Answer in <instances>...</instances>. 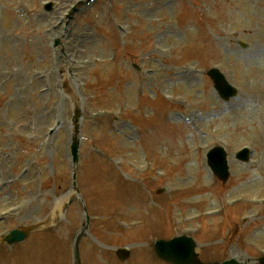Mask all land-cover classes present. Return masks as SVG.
I'll use <instances>...</instances> for the list:
<instances>
[{
    "label": "rangeland",
    "instance_id": "obj_1",
    "mask_svg": "<svg viewBox=\"0 0 264 264\" xmlns=\"http://www.w3.org/2000/svg\"><path fill=\"white\" fill-rule=\"evenodd\" d=\"M86 2L0 0V236L41 226L26 243L0 247V264H73L79 239L82 264H130L117 248L135 255V243L181 234L202 262L259 258L264 0ZM211 67L236 98L217 97ZM213 146L228 155L224 185L205 164ZM243 147L247 163L234 158ZM130 193L154 213L135 238L115 232L116 217L137 221L130 203L119 208ZM143 254L138 264H151Z\"/></svg>",
    "mask_w": 264,
    "mask_h": 264
},
{
    "label": "water",
    "instance_id": "obj_2",
    "mask_svg": "<svg viewBox=\"0 0 264 264\" xmlns=\"http://www.w3.org/2000/svg\"><path fill=\"white\" fill-rule=\"evenodd\" d=\"M208 75L212 78L216 90L218 91V93L223 99L227 100L236 94V91L227 84L224 77L217 70H210L208 72ZM77 145H78V142L74 138L73 144H72V154L74 157H76ZM238 158L243 161H246L247 152L239 154ZM209 165L212 167V170L220 179H222L223 181L226 180L228 176V167L226 165L225 154L223 153L222 149H214L212 151L211 157L209 159ZM23 237L24 235L18 234V232L13 231L6 238V240L9 243H11L13 241L22 239ZM188 245H189L188 239L179 238V239L174 240V242L156 243V250L162 257L170 261H179L176 255L183 254L186 251H190L191 256L192 257L194 256L192 254V251L188 248ZM261 262L264 263V259H262ZM230 263L237 264L235 261H231Z\"/></svg>",
    "mask_w": 264,
    "mask_h": 264
},
{
    "label": "bare ground",
    "instance_id": "obj_3",
    "mask_svg": "<svg viewBox=\"0 0 264 264\" xmlns=\"http://www.w3.org/2000/svg\"><path fill=\"white\" fill-rule=\"evenodd\" d=\"M251 98H254L255 99V94L251 96ZM202 179H206V176L203 175ZM228 196V195H227Z\"/></svg>",
    "mask_w": 264,
    "mask_h": 264
}]
</instances>
